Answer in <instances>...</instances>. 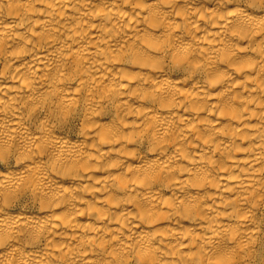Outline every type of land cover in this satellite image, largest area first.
I'll return each instance as SVG.
<instances>
[{"label": "clouds", "instance_id": "clouds-1", "mask_svg": "<svg viewBox=\"0 0 264 264\" xmlns=\"http://www.w3.org/2000/svg\"><path fill=\"white\" fill-rule=\"evenodd\" d=\"M0 264H264V0H0Z\"/></svg>", "mask_w": 264, "mask_h": 264}, {"label": "bare ground", "instance_id": "bare-ground-1", "mask_svg": "<svg viewBox=\"0 0 264 264\" xmlns=\"http://www.w3.org/2000/svg\"><path fill=\"white\" fill-rule=\"evenodd\" d=\"M216 117H217V119H222V118H223V117L221 116L220 113H217V114H216ZM238 156H239V158H240L241 160H243V159L246 158V157L244 156L243 153L238 154ZM187 223H188V222H185V224H187ZM164 226H166V225L162 222V227H164Z\"/></svg>", "mask_w": 264, "mask_h": 264}]
</instances>
